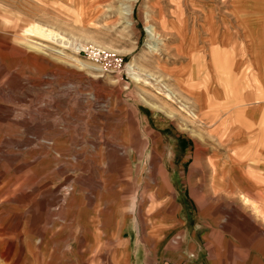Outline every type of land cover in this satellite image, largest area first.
Masks as SVG:
<instances>
[{
    "label": "rangeland",
    "instance_id": "obj_1",
    "mask_svg": "<svg viewBox=\"0 0 264 264\" xmlns=\"http://www.w3.org/2000/svg\"><path fill=\"white\" fill-rule=\"evenodd\" d=\"M236 2L0 0V264H264L261 87L190 96L214 46L254 62L264 0Z\"/></svg>",
    "mask_w": 264,
    "mask_h": 264
},
{
    "label": "crops",
    "instance_id": "obj_2",
    "mask_svg": "<svg viewBox=\"0 0 264 264\" xmlns=\"http://www.w3.org/2000/svg\"><path fill=\"white\" fill-rule=\"evenodd\" d=\"M236 1L238 2V0H236ZM250 5L252 6L251 9H255V10L261 9V7H262V5H260L259 2H257V4L252 2ZM257 6H259L260 8ZM242 21L247 22L249 20H242ZM250 22H253V21H250ZM252 24L248 23V25H246V26H247V30L249 33V37L253 38V41H252L253 43L251 45V55L254 59V62H251V64H248L245 67V69H243V67H241V68L238 67L239 65L237 64L238 61H236V55L234 54V51L226 50L225 45H220L217 47L214 46V49L211 48L212 51H214V53L209 52L210 62H211L212 67L217 71V74H218L217 76L220 78V80H222V83L218 84V87L216 89H213L212 93L210 91H208L205 88V86H203V90L200 91L198 94H196L195 92L194 93L190 92V94H191L190 96H195V97L201 96V99L197 100V102H199L200 114L202 115V117L205 116V114H207V111L204 109L209 104V103H207L208 100L203 98L204 96H216V99L222 98L224 96H219V94L221 92H225L226 95L233 93L232 86H235V84L238 83L240 80L241 81L253 80V81L257 82L261 87L259 91H258V89L256 90L258 93V96H264V53H263L264 52V31H263L264 29H262L263 34H261L259 36L257 35V33L253 34L252 33L253 28H251ZM260 36L262 37L263 40L260 38ZM259 38H260V40H259ZM254 39H255V42H254ZM252 70H255V72H252ZM188 86L189 85H187L186 88H184V89L187 90V88L190 87V86L189 87ZM251 92L252 91H249V95L244 96V98L253 100L252 101L253 103L249 102L251 104H248V106H244L243 108H242V106H240V107L238 106V108H235V112L241 111V112H245L247 115H249L251 110H256V111H258V115H260V113H261L260 111H262L260 104L263 102L261 101V99L257 98V96L250 95ZM195 97H194V100H196ZM236 97L240 98V96H233L234 101H236L235 100ZM237 101H239V100H237ZM250 117H251L250 120H244V122H242L247 128H250L255 124V119L253 118V116H250ZM238 119H240V116L238 117ZM263 124H264V118L262 120V127H260L262 129L260 130L258 128V126H253L251 128V130L249 131L251 133V135L249 137L247 136V133H248V131H246L247 128H244V129L241 128L240 129L241 134L240 133L238 134L241 138V141H239L240 144H246V143H248V141L250 139L256 140L258 137V141L261 143H260V145H255L253 147H256L257 149L259 148L258 150H261L260 151L261 156H262V154L264 155V144H262V143H264V125ZM233 140H234L233 143L238 142L237 138H234ZM256 143H257V141H256ZM260 169H262L264 171L263 167H261ZM191 243L194 244L195 250H196L195 251L196 253H194V255H190L192 258H190V256H189V258H186V259H191V260H189L191 262L185 261L184 256L187 257L186 252L179 251L178 252V258H181V260L178 259L177 260L178 263L175 262L174 264H209V263H207V259L194 262L197 255L199 254V250L197 249L196 242H191ZM127 259L129 261V264H132L130 252H129V255H127ZM136 259H137L138 263L135 260V263H133V264H145V262L140 261L138 258H136ZM184 261L186 263H182ZM165 264H167V263H165Z\"/></svg>",
    "mask_w": 264,
    "mask_h": 264
},
{
    "label": "bare ground",
    "instance_id": "obj_3",
    "mask_svg": "<svg viewBox=\"0 0 264 264\" xmlns=\"http://www.w3.org/2000/svg\"><path fill=\"white\" fill-rule=\"evenodd\" d=\"M146 30H147V32H148V34H149V36H150V38L151 39H154V40H156V38L159 36V34L156 32V30H155V28H154V26L153 25H148L147 27H146ZM157 41V40H156ZM157 42H151V43H149V49L150 50H152V51H156L157 50ZM129 71H130V74L132 75V77L134 78V79H136V80H138V75H137V73L136 72H134L133 71V66H132V64H130V66H129ZM215 165V164H214ZM215 167V166H214ZM213 167V172L215 171V168ZM214 177H215V175H214ZM215 181V180H214ZM217 185V184H216ZM107 207V206H106ZM105 207V208H106Z\"/></svg>",
    "mask_w": 264,
    "mask_h": 264
}]
</instances>
